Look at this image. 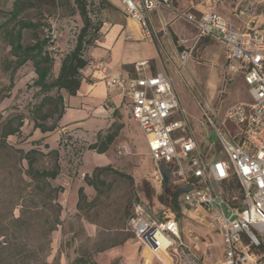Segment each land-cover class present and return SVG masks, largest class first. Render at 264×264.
<instances>
[{"label":"rangeland","instance_id":"1","mask_svg":"<svg viewBox=\"0 0 264 264\" xmlns=\"http://www.w3.org/2000/svg\"><path fill=\"white\" fill-rule=\"evenodd\" d=\"M230 6L237 5L232 2ZM12 8L13 5L4 6L2 10L9 12ZM88 11L92 25L86 41L99 38L101 28L95 30L99 24L125 15L104 7L101 0H88ZM257 12H261L260 7ZM6 19L0 18V136L9 120L12 126L20 121L23 125L20 133L7 137L12 148L0 147V264H73L78 258L83 259L81 264H140L142 246L137 253L131 249L139 244L132 230L138 206L159 220L163 212L177 211L169 190H176L179 199L183 189L177 187L182 188V182L176 184L170 177L167 182L156 180L145 133L126 107H121L107 128L91 135L75 133L64 129L59 117L65 89L40 90L34 84L37 75L31 61L16 67L4 30L17 27L20 19L33 22L34 27L23 30L22 40L24 45H32L37 39L44 41L48 24L54 21L59 40L52 47L46 43L44 49L55 59L49 81L57 78L62 59L75 48L84 26L73 0H26L17 19ZM174 29L193 36L175 37L169 28L159 32L154 41L164 53L165 73L172 80L180 108L192 124L201 150L209 153L208 143L215 142L219 151L218 135L206 122L200 104L206 107L210 102L223 112L235 102L249 100L248 87L242 77L224 81L220 55L212 59L204 54L208 45L204 38L193 43V59L187 66H180L176 52L185 47L183 39L186 45L194 41L196 30L183 21L177 22ZM211 48L210 45L208 49ZM12 80L14 85L10 87ZM176 117L181 115L177 113ZM35 122L54 125V129L35 132ZM226 127L240 138V125L226 122ZM115 132L108 150L100 153L105 137ZM93 143L97 147L89 148ZM32 149L34 152L28 154ZM54 149L59 150L58 156ZM29 157L39 170L59 165V175L50 180L52 186L61 187L57 196L44 181L31 177ZM179 216L184 238L197 255L207 264H221V237L210 218L198 220L182 213ZM155 239L163 248L168 244L160 234Z\"/></svg>","mask_w":264,"mask_h":264},{"label":"built area","instance_id":"2","mask_svg":"<svg viewBox=\"0 0 264 264\" xmlns=\"http://www.w3.org/2000/svg\"><path fill=\"white\" fill-rule=\"evenodd\" d=\"M117 1L125 16L139 25L140 38L150 42L155 39L150 12L174 10L194 25V42L209 36L224 44V81L242 77L247 85L250 99L235 102L223 112L210 102L206 107L200 104L221 147L218 151L216 143L210 142L209 150L214 152L204 153L167 73L143 75L148 62L140 61L130 77H104L106 87L127 100L132 119L145 133L156 180L162 182L167 174L176 184L182 182L181 213L198 220L208 217L221 233L223 264H264V0H254L251 7L240 12L245 15L253 6L260 7L261 24L257 28H241L221 16L217 12L221 0H200L205 8L200 17L176 11L173 0ZM45 37L56 43V24L47 27ZM182 42L185 47L178 58L180 66L185 67L194 44L186 45L185 39ZM177 113L181 117L177 118ZM226 122L241 126L240 138L233 135ZM230 186L238 189L231 197L227 194ZM137 211L132 230L138 240L163 248L155 239L160 234L168 240L164 249L176 248L181 260L177 264H201L200 257L180 236V223L173 212H163L159 220L151 218L141 205Z\"/></svg>","mask_w":264,"mask_h":264},{"label":"crops","instance_id":"3","mask_svg":"<svg viewBox=\"0 0 264 264\" xmlns=\"http://www.w3.org/2000/svg\"><path fill=\"white\" fill-rule=\"evenodd\" d=\"M15 1L0 0V8L14 5ZM101 2H103L104 7H111L119 13H123L122 6L117 0H101ZM199 2L200 0H173V6L176 11H188L200 17L205 8ZM232 2L237 5L235 8H231L230 4ZM253 3L254 0H221L217 12L241 28H257L261 24V17L260 13L257 12V7L253 6L252 10L245 15L240 14L242 10L251 7ZM239 6H243V9H240ZM149 20L157 40L159 32L164 31L165 28L171 29L175 37L190 39L193 35H184L174 29V25L179 21L185 22L194 31L196 30L194 25L178 17L176 12L170 9L163 8L159 11L150 12ZM203 38L208 41L204 54L207 53L212 59L220 55L218 60L222 62L224 68L226 63L224 44L213 37L207 36ZM193 43L194 41L189 46ZM210 45L212 48L209 50ZM87 52L90 63L82 71L83 79L77 92L73 95L68 93L64 95V113L61 118V124L64 129H76L81 135H91L107 128L122 106L128 109L127 100L123 95L117 90H110L106 87L104 82L106 75L130 77L135 74V64L140 61L148 62V66L142 70L143 75L149 76L158 72H165L166 70L162 49L159 48L155 41L142 40L140 38L139 25L125 15L120 19L105 21L101 26L99 38L96 39L95 44ZM178 53L179 51L176 52L175 59L179 63ZM191 59L193 57L189 60ZM101 62L102 65L100 64ZM178 200V210L173 213L180 223V236L189 245L181 229L179 216L181 214V195ZM216 230L218 231L217 228ZM218 234L221 237L222 246L220 263L223 264L224 246L222 235L219 231ZM138 243V245H132L131 249L133 253L142 246L138 256L140 264H177L181 262L175 247L164 249L159 248L155 243L148 244L140 240ZM189 246L191 247V245ZM200 261L201 264H207L202 257H200Z\"/></svg>","mask_w":264,"mask_h":264},{"label":"trees","instance_id":"4","mask_svg":"<svg viewBox=\"0 0 264 264\" xmlns=\"http://www.w3.org/2000/svg\"><path fill=\"white\" fill-rule=\"evenodd\" d=\"M73 2L76 4L77 9L79 10V13L84 21V26L81 29V32L78 36V40L76 43V46L73 50L68 52L65 57L62 59L59 74L57 78L54 81H49L50 76L52 75V69L54 65V57L52 56L51 52L44 49V45L48 43L51 47L55 43H51L47 38L44 39V41H40L37 39V41L32 45H24L23 43V30L25 28H32L35 26L33 22L30 21H24V20H18L17 27L12 28L11 30L6 28V23L3 25V28H6L4 30V35H6V38L9 41V45L11 46V55H13L16 63V67H20L24 64H26L28 61H31L35 73L37 75L36 79L34 80V84L40 88V90L43 91H50L52 88L57 87L59 89H65V93H68L70 95H73L77 92L79 89L83 74L82 71L87 65L90 63V59L85 54L86 49L94 42V39L97 37L94 36L92 39L86 41L85 36L87 35L88 30L90 29L92 25L91 18L89 16L88 11V0H73ZM26 4V0H16L13 8L9 12H5L0 8V18H7L6 20H12L17 19L21 12L24 9V6ZM54 22V21H53ZM53 22L48 24L47 27H50ZM5 26V27H4ZM57 26V32H58V40H59V28ZM102 24H99L97 27H95V30L98 31L101 28ZM56 41V43L58 42ZM14 81L12 80L10 83V87H13ZM62 99V98H61ZM63 105H64V96H63ZM64 113V107L60 112V119L62 118ZM12 121H7L5 128L2 135L0 136V147L3 148H12V146L8 143L7 137L11 134H16L21 132V127L23 125L22 121L18 122L15 126L11 125ZM9 127V128H8ZM36 129H40L42 132L52 131L54 129V125L52 126H44L39 123L34 124V131ZM70 131H73L75 133L80 134L76 129H69ZM117 133H110L105 137L104 145L101 149H99L100 153H103L108 150L110 144L114 141ZM97 147V143H93L89 145V148L94 149ZM218 149V148H217ZM220 150V149H219ZM34 152V150H30L28 154ZM53 152L58 156L59 150L54 149ZM29 163V174L31 177L37 180H42L45 182L46 187L49 189L50 192H54L55 196H57L58 192L61 190V187H54L52 186L50 180L55 179L59 175V165L56 164L55 168L52 169H44L39 170L35 168L34 161L32 158H27ZM169 176L166 174L164 181H168ZM90 185H93L92 181H87ZM177 189H183L184 187L180 188L177 187ZM234 186H230L228 189V194L230 195V192L234 194L235 191ZM170 191V199L173 203H178V195L179 193L176 191ZM79 196L82 198L84 196L83 194V187H80L79 189ZM233 196V195H232ZM142 206V205H141ZM83 261V259L78 258L74 261L73 264H81L80 262ZM84 264V263H82ZM90 264H97L95 261H90Z\"/></svg>","mask_w":264,"mask_h":264},{"label":"bare ground","instance_id":"5","mask_svg":"<svg viewBox=\"0 0 264 264\" xmlns=\"http://www.w3.org/2000/svg\"><path fill=\"white\" fill-rule=\"evenodd\" d=\"M162 236V235H161ZM162 237H164V236H162ZM164 239L166 240V242L168 243V240L164 237Z\"/></svg>","mask_w":264,"mask_h":264}]
</instances>
